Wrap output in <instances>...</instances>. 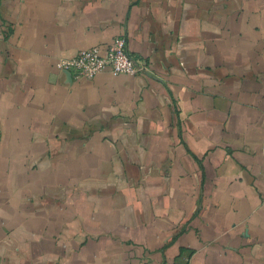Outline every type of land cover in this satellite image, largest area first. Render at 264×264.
Masks as SVG:
<instances>
[{"label":"crops","instance_id":"crops-1","mask_svg":"<svg viewBox=\"0 0 264 264\" xmlns=\"http://www.w3.org/2000/svg\"><path fill=\"white\" fill-rule=\"evenodd\" d=\"M0 264H264V0H0Z\"/></svg>","mask_w":264,"mask_h":264},{"label":"built area","instance_id":"built-area-1","mask_svg":"<svg viewBox=\"0 0 264 264\" xmlns=\"http://www.w3.org/2000/svg\"><path fill=\"white\" fill-rule=\"evenodd\" d=\"M58 69L73 78H94L110 71L114 75H147L150 65L143 59L131 54L126 35H119L105 48L98 45L82 49L72 58L60 59Z\"/></svg>","mask_w":264,"mask_h":264}]
</instances>
